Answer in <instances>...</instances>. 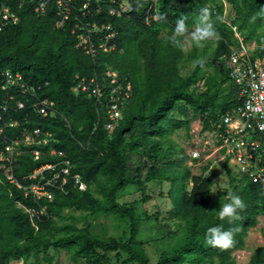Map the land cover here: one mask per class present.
Returning a JSON list of instances; mask_svg holds the SVG:
<instances>
[{
	"label": "trees",
	"instance_id": "trees-1",
	"mask_svg": "<svg viewBox=\"0 0 264 264\" xmlns=\"http://www.w3.org/2000/svg\"><path fill=\"white\" fill-rule=\"evenodd\" d=\"M128 1L132 10L118 16L109 14V0H91L86 14L79 10L85 0H76V12L68 24L57 28L54 0H28L22 6L20 1L0 0V8L6 5L19 17L17 24H4L0 30V264H27L30 258H34V264H53L50 248L72 252L75 261L81 257L86 264H109L107 255L120 251L129 256L123 264H149L141 249L143 244L137 239L136 208L118 201V194L128 185L143 182L129 160L144 149L141 153L153 163L169 160L178 164L183 150L177 152L175 144L163 148L157 141L183 126L189 130L195 118L201 120V133L211 132L218 116L238 104L237 89L230 82L222 57L238 42L235 25L241 33H249L245 42L264 43V0H227L236 13L231 23L225 20L222 0ZM41 2L46 3L43 15L35 12ZM98 6L101 12L96 14ZM205 8L218 33L212 48L214 56L186 75L179 68L185 54L168 37L177 19L183 17L191 26ZM218 16L223 19L218 20ZM75 23L87 27L110 24L116 35L109 42L108 51L99 49L92 57L78 47L71 33ZM164 31L166 38L161 37ZM100 38L92 36L96 46ZM206 67H213L215 74L205 81V91L194 93L190 89L203 79L201 70ZM107 70L116 73V84L111 83L113 77L104 75ZM7 71L21 73L28 91L23 92L18 86L3 89ZM77 76L98 79L102 88L100 101L94 94L73 93ZM128 84L131 94L111 132L106 112L111 105V91L117 85L126 88ZM226 88L230 91L223 96ZM19 102L23 108L18 107ZM46 102L54 104L50 108L54 115L40 114ZM26 135H31L35 143L24 146ZM45 139L48 142L44 143ZM7 148H13L11 155ZM45 167L50 168L35 176ZM225 167L229 188L246 203L239 218L231 222L227 218L221 220L216 213L225 202L226 192L214 193L215 183L210 176H193L191 189L186 192H181L182 178H190L189 168L168 176L171 184L178 186L170 213L183 225L186 235L165 250L157 264H180L188 257L197 263L216 259L220 264H235L232 254L244 248L248 229L264 215V183L248 177L235 181L228 161ZM40 177L43 181L52 180L44 188L45 196L32 191ZM156 178L157 174L152 173L150 179ZM103 179L107 183L102 187L101 201L87 187ZM65 208L128 219L130 238L125 243L101 239L90 232L89 226L48 236L55 218ZM213 225L240 228L232 247L222 249L205 242L206 229ZM248 264H264V246L254 251Z\"/></svg>",
	"mask_w": 264,
	"mask_h": 264
},
{
	"label": "rangeland",
	"instance_id": "rangeland-1",
	"mask_svg": "<svg viewBox=\"0 0 264 264\" xmlns=\"http://www.w3.org/2000/svg\"><path fill=\"white\" fill-rule=\"evenodd\" d=\"M222 1L225 8V20L227 23H231L230 19L236 17V13L227 0ZM195 24L196 22L189 26V34H186L185 46L182 48L185 57L183 61L179 63L181 72L186 75H191L196 70L198 64H194V61L198 59H202L203 63L211 61L214 56V50L212 48L216 46L215 38L204 42L202 47H195L192 45L190 32L194 31ZM233 29L237 40L249 35L248 32L241 33L238 31L236 25ZM260 33L261 32H259V34ZM166 36L167 33L164 31L161 34V37L166 38ZM253 41L255 40L248 41V44ZM234 45H238V42ZM108 71L110 70L104 72L105 76L110 75V72ZM214 74L215 71L213 67L203 68L201 70V76H203V79H201L196 85L192 86L190 90L194 93H202L207 88L205 81L209 76ZM103 81L104 80L101 76V82ZM128 86L129 84L126 87ZM229 91L230 89L226 88L223 96L227 95ZM110 100H112L111 97L109 101ZM110 109L107 107L106 112L109 119H112ZM174 114L177 118L181 119V116L177 115L176 112ZM190 115L192 116V113ZM108 125L107 128H109ZM115 126L116 123H112L109 130L112 132L115 129ZM201 130V120L200 118H195L191 120L189 130L183 126L180 129L167 132L166 137L157 141V145L159 144L163 148H167L169 144H175L178 147L177 152L183 150L184 154L179 157L181 162L178 164H173L169 160L163 164L153 163L151 160H148L145 154L141 153L146 151L144 149H139L138 153L129 160V165L132 166L133 171L138 170L137 173L143 182L139 185H128L118 194V201L122 205H130L136 208V216L138 217L137 239L143 244L141 249L148 257L149 264H157L160 260L161 254L165 250L172 248L177 240L184 238L186 235L183 225L179 224L175 217L170 213L172 209L171 199L174 196V192L178 189V186L177 188L174 187L168 179V176L172 174L171 172H183V168L185 167L190 169V178H182V184L184 186L181 187V192L190 191L192 177L201 174L208 175L214 180L215 186L213 188L215 193L219 190H224L226 193L234 190L232 187L229 188L230 177L227 174L228 169L225 167L226 159L222 154L217 152L211 137L212 133H201ZM22 144L24 146H29L32 143L28 142V139L25 138ZM12 151L13 149H10V155L12 154ZM194 151L199 153L198 157H194ZM35 157L37 158V153H35ZM232 164L233 162L229 161V169L232 172L231 175L236 181L239 178V175L235 173L236 171L233 169ZM47 168L50 167H45L36 171L35 176L41 175V173ZM160 169H163L164 172ZM204 170L206 171L204 172ZM152 173L157 174V178L154 180L150 179ZM57 177L58 174L52 180ZM52 180L43 181V177H40L38 183L32 187V191L37 196L47 195L44 188L52 182ZM106 183L107 182L104 180L100 183H93L87 188L96 199L102 201L104 199L103 194L101 193L102 187ZM82 189H86V186H82ZM226 193H224L225 196ZM87 226L90 227V232L93 235L101 239H116L119 242L125 243L130 238V221L128 219H122L114 215L91 214L88 211L76 210L74 208H65L61 211L59 217L55 218L52 231L48 236H59L66 231L79 230ZM262 246H264V215L259 216L257 225L248 229L244 248L242 250H237L232 254L235 264H248L254 251ZM48 252L53 256V264H86L85 260L81 257L76 258L75 261L72 252L65 250L56 252L53 248H50ZM43 256L44 252H41L40 258ZM128 258V254L121 251L107 255L109 264H123ZM12 264H22V261L13 262ZM27 264H34V258H30ZM127 264L140 263L133 261ZM180 264L220 263L216 259L212 262L207 260L197 263L195 258L188 257Z\"/></svg>",
	"mask_w": 264,
	"mask_h": 264
},
{
	"label": "built area",
	"instance_id": "built-area-1",
	"mask_svg": "<svg viewBox=\"0 0 264 264\" xmlns=\"http://www.w3.org/2000/svg\"><path fill=\"white\" fill-rule=\"evenodd\" d=\"M15 1H20L22 6L28 0ZM54 1L57 17L56 27L64 28L70 21L72 14L76 12V0ZM90 1L85 0V4L79 10L86 14V11L91 8ZM109 2L111 4L108 12L111 15L121 16L132 10L128 0H109ZM100 10L101 7L98 6L95 13H100ZM45 11V2H41L35 8V12L41 15L45 14ZM18 22L19 17L12 12L10 7L3 5L0 8V30L4 24H17ZM71 33L74 39H77V46L82 47L92 57L98 53L99 49L107 52L109 42L116 35L110 24L102 26L94 24L92 27H87L75 23ZM93 35L101 36L98 46L92 41ZM222 61L229 70L231 84L237 89L238 104L232 110L218 116L214 129L210 132L212 133L214 146L217 152L223 155L226 162H233L232 167L239 178L248 177L253 182L264 183V43L257 44L253 41L248 44L244 38H240L238 39V45L229 47V52L223 55ZM108 72H110L109 77H113L111 83L116 84L117 80L114 78L116 73ZM5 78L3 89L18 86L23 92L28 91L21 73L15 74L7 71ZM97 80L95 77L88 80L86 77L77 76L72 91L75 95L87 93L90 96L94 94L99 100L102 88ZM130 91V85L126 88L117 85L112 89L110 96L112 100L109 102L111 104L109 109L111 108L112 119H110L109 125L107 124L109 128L112 123H116L121 119V111L125 106L126 99L131 94ZM31 92H34L32 88ZM117 93L121 94L122 97L114 95ZM53 106L52 102L43 103L40 114L43 116L50 113L54 115L53 110H50ZM18 107L23 108L24 104L19 102ZM36 135H39L38 131ZM26 139L32 144L35 143L31 135H26ZM46 142L47 139L44 143ZM10 149L13 148H7V151L10 152ZM36 153L38 158L39 153ZM193 155L198 157L199 153L194 151ZM76 180L77 183H80L79 176H76Z\"/></svg>",
	"mask_w": 264,
	"mask_h": 264
},
{
	"label": "clouds",
	"instance_id": "clouds-1",
	"mask_svg": "<svg viewBox=\"0 0 264 264\" xmlns=\"http://www.w3.org/2000/svg\"><path fill=\"white\" fill-rule=\"evenodd\" d=\"M161 19H163V14H161ZM217 19L222 20L223 18L218 16ZM186 34H189V25L186 19L181 17L175 21L168 39L174 47L182 49L185 46ZM213 38H218V33L210 20L209 10L205 8L200 12L194 31L190 32V40L195 47H202L204 42ZM193 63L203 64V60L198 59ZM245 207L244 199L237 192L228 191L225 196V202L220 204L216 213L221 220L227 218L231 222L239 218L240 212ZM239 231V227L224 228L223 225H213L206 229L205 242L214 247L227 249L233 246L235 242L234 235Z\"/></svg>",
	"mask_w": 264,
	"mask_h": 264
}]
</instances>
